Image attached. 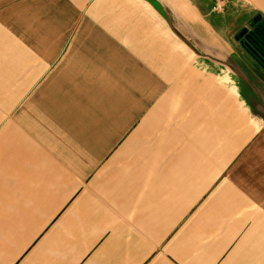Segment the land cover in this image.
Listing matches in <instances>:
<instances>
[{"label":"crops","instance_id":"0c3cea01","mask_svg":"<svg viewBox=\"0 0 264 264\" xmlns=\"http://www.w3.org/2000/svg\"><path fill=\"white\" fill-rule=\"evenodd\" d=\"M214 4L0 0V264H264V41Z\"/></svg>","mask_w":264,"mask_h":264},{"label":"rangeland","instance_id":"374dc122","mask_svg":"<svg viewBox=\"0 0 264 264\" xmlns=\"http://www.w3.org/2000/svg\"><path fill=\"white\" fill-rule=\"evenodd\" d=\"M231 1L230 0H215V10L216 11H221L220 13V17L223 20L222 22L224 23L223 26H225V28L227 29V31L231 34H233V37L235 39L238 40H243L246 43L250 44V45H254L255 48L258 47V45L256 44V40H251L252 37L258 38L259 36L255 33V26L257 25V20L256 22L254 20H256V18H242L243 16L241 14H239L238 12L236 13H225L227 11V9L229 8L226 5H230ZM254 21V23H253ZM260 38V37H259ZM262 40V38H260ZM261 48H257V50H259L260 52H262V50H260Z\"/></svg>","mask_w":264,"mask_h":264},{"label":"built area","instance_id":"2783aa9c","mask_svg":"<svg viewBox=\"0 0 264 264\" xmlns=\"http://www.w3.org/2000/svg\"><path fill=\"white\" fill-rule=\"evenodd\" d=\"M256 24L255 33L264 41V19H260Z\"/></svg>","mask_w":264,"mask_h":264},{"label":"water","instance_id":"95a60500","mask_svg":"<svg viewBox=\"0 0 264 264\" xmlns=\"http://www.w3.org/2000/svg\"><path fill=\"white\" fill-rule=\"evenodd\" d=\"M259 18V17H258ZM258 18L256 17V20H254L255 22L258 20ZM254 21H253V23H254Z\"/></svg>","mask_w":264,"mask_h":264}]
</instances>
